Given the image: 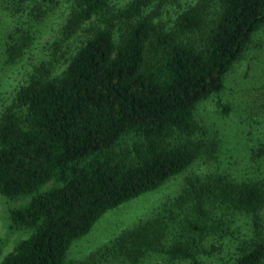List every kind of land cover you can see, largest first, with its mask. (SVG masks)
Wrapping results in <instances>:
<instances>
[{"label": "trees", "instance_id": "obj_1", "mask_svg": "<svg viewBox=\"0 0 264 264\" xmlns=\"http://www.w3.org/2000/svg\"><path fill=\"white\" fill-rule=\"evenodd\" d=\"M155 1H7L21 19L7 35L9 60L30 49L40 25L57 27L0 113V195H33L9 212L33 232L0 264H63L104 213L180 175L204 150L213 157L211 143L188 138L194 111L221 92L264 25V0H165L169 22L150 8ZM128 137L136 141L122 148ZM53 180L59 185L39 192ZM263 208L262 180L187 176L177 196L119 232L104 254L127 264H202L204 243L229 233L236 212L251 215L253 233L238 239L231 264H264Z\"/></svg>", "mask_w": 264, "mask_h": 264}, {"label": "rangeland", "instance_id": "obj_2", "mask_svg": "<svg viewBox=\"0 0 264 264\" xmlns=\"http://www.w3.org/2000/svg\"><path fill=\"white\" fill-rule=\"evenodd\" d=\"M7 1L10 0H0V113L12 103L17 89L28 81L32 67L43 57L42 45L51 39V33L57 27L55 23L40 25V33L30 49L22 57L9 60L5 49L7 35L21 19L6 10ZM126 1L115 0L119 5ZM150 8L160 10L159 19L163 22H169L172 17L170 11L173 7L165 0H156ZM64 68L61 61L55 73ZM223 107H227L228 112L225 113ZM194 121L196 132L188 138L202 141L208 146L211 143L213 157L208 158L210 155L204 150L201 158L180 175L104 213L86 235L71 243L63 264H76L91 257L98 264H127L117 254H104L105 249L119 232L150 218L163 202L177 196L187 176L202 177L214 173L235 181L254 178L264 182V25L253 34L243 55L226 73L221 92L196 106ZM135 139L126 138L121 147L129 148ZM121 152L124 151L120 149L118 153ZM58 185L57 181H50L39 192ZM32 196L9 199L0 195V261L19 241L28 238L33 232L32 229L14 226L9 218L11 210L23 207ZM229 216L227 218L232 220L229 233L223 234L218 240L210 236L203 245V251L198 253V260L202 264H231L236 255L238 239L252 236L251 215L233 212ZM259 216L264 226V208ZM212 244L217 248L209 252L208 247ZM139 264L151 263L145 261Z\"/></svg>", "mask_w": 264, "mask_h": 264}]
</instances>
